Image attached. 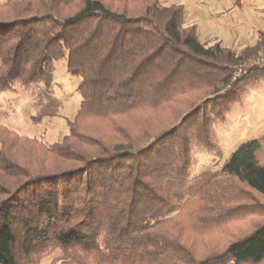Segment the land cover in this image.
<instances>
[{"label":"trees","instance_id":"1","mask_svg":"<svg viewBox=\"0 0 264 264\" xmlns=\"http://www.w3.org/2000/svg\"><path fill=\"white\" fill-rule=\"evenodd\" d=\"M263 51L264 29L207 44L179 2L0 0V93L31 94L36 124L57 116L65 58L83 95L54 143L9 129L0 103V264H264V135L190 177L213 146L204 108L264 72L231 75Z\"/></svg>","mask_w":264,"mask_h":264},{"label":"rangeland","instance_id":"2","mask_svg":"<svg viewBox=\"0 0 264 264\" xmlns=\"http://www.w3.org/2000/svg\"><path fill=\"white\" fill-rule=\"evenodd\" d=\"M163 2L183 3L186 23L196 24L199 38L207 44L220 41L223 46L239 50L255 43L259 30L264 29V0H163ZM262 54L264 51L259 57ZM251 60L233 65L231 75L235 76L232 77L240 78L249 73L254 68L249 65ZM242 65L249 71L240 75L235 74L234 68ZM78 85L79 78L68 70L66 59L56 60L53 88L56 96L62 101L60 113L36 124L31 119V114L35 110L31 94L3 92L0 93V103L11 106L12 115L2 122L21 135L38 136L47 143L58 142L67 132V123L75 117L83 99ZM198 123L207 129L209 141L213 146L209 149L198 147L195 152L197 160L190 172L191 178L202 172L221 170L242 142L264 135V72L253 81L239 83L230 90H223L216 100L204 108L203 117L198 119ZM114 138L116 135L109 131L106 139ZM186 233L190 235V240L195 242L193 237L196 235L188 229ZM208 236L207 232L203 239H200L206 240ZM197 245L201 246L202 242L197 241ZM200 250V254H203V249ZM58 254L59 251H56L47 257L43 264L56 259Z\"/></svg>","mask_w":264,"mask_h":264},{"label":"built area","instance_id":"3","mask_svg":"<svg viewBox=\"0 0 264 264\" xmlns=\"http://www.w3.org/2000/svg\"><path fill=\"white\" fill-rule=\"evenodd\" d=\"M250 64L252 65V67L264 68V54H262L260 57L256 59L251 60L249 65ZM246 71H249V69L244 68V65L239 66L238 68H234L235 74L240 75V73H244Z\"/></svg>","mask_w":264,"mask_h":264},{"label":"crops","instance_id":"4","mask_svg":"<svg viewBox=\"0 0 264 264\" xmlns=\"http://www.w3.org/2000/svg\"><path fill=\"white\" fill-rule=\"evenodd\" d=\"M260 31V30H259Z\"/></svg>","mask_w":264,"mask_h":264}]
</instances>
